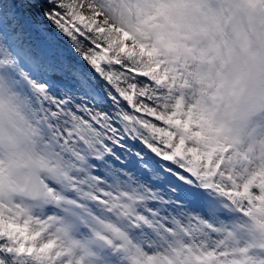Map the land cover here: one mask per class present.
Listing matches in <instances>:
<instances>
[{"label":"snow or ice","instance_id":"snow-or-ice-1","mask_svg":"<svg viewBox=\"0 0 264 264\" xmlns=\"http://www.w3.org/2000/svg\"><path fill=\"white\" fill-rule=\"evenodd\" d=\"M0 264H264V0H0Z\"/></svg>","mask_w":264,"mask_h":264}]
</instances>
